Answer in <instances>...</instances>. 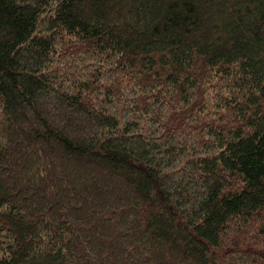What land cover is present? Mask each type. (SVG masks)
Instances as JSON below:
<instances>
[{"label": "trees", "instance_id": "1", "mask_svg": "<svg viewBox=\"0 0 264 264\" xmlns=\"http://www.w3.org/2000/svg\"><path fill=\"white\" fill-rule=\"evenodd\" d=\"M0 264H264V0H0Z\"/></svg>", "mask_w": 264, "mask_h": 264}]
</instances>
